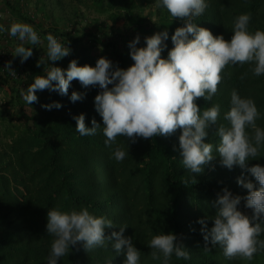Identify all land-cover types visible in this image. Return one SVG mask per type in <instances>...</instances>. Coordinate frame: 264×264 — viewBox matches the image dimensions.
<instances>
[{
    "label": "trees",
    "instance_id": "16d2710c",
    "mask_svg": "<svg viewBox=\"0 0 264 264\" xmlns=\"http://www.w3.org/2000/svg\"><path fill=\"white\" fill-rule=\"evenodd\" d=\"M0 24L13 22L31 24L38 31L39 44L33 55L21 63L13 56L21 43L17 38L0 34V264H47L52 237L47 233V212L51 208L62 211L88 207L97 216H106L114 223L105 234L127 226L126 237H132L141 250V264H162L152 259L149 241L154 235L174 232L178 243L191 254L184 260L173 254L170 264H264V248L252 260L226 258L219 245L208 244L197 221L216 214L214 201L227 187L233 194L246 196L248 189L237 183L242 173L253 179L240 166L228 169L221 166L219 156L203 166L201 173H191L183 167L177 129L171 135L131 139L118 136L111 147L104 143L101 130L95 135L81 136L76 131L75 115L86 114V125L92 119L103 125L94 106L98 86L84 87L74 79L68 95L56 91L38 90V102L28 104L21 95L43 75L40 64L47 59L49 33L70 47V55L48 64L66 69L77 59L79 65L95 66L100 57L127 68L134 63L129 41L140 36L138 47L146 46L144 37L167 30L161 55L167 57L173 47L171 35L183 26L180 18H172L156 0H0ZM250 13L249 31L264 30V0H208L205 12L193 22L223 35L230 40L235 17ZM11 61V69L6 66ZM252 63L227 65L212 101L203 97L196 102L201 110L215 103L221 105L218 124H227L224 113L230 109L231 93L235 89L242 97L256 102L261 117L256 123L264 127V75L252 73ZM247 73V75H244ZM243 76V78H241ZM111 87V85H109ZM77 91L82 99L72 102L71 93ZM59 101V109L42 105ZM217 125H211L207 142L220 143L215 135ZM250 134L253 130H247ZM117 146L128 155L122 161L113 158ZM248 165H264V146ZM240 208L248 215L251 209ZM209 227L213 221L207 219ZM259 239L264 240V233ZM125 256L111 246L97 247L90 252L82 245L73 246L58 264H123Z\"/></svg>",
    "mask_w": 264,
    "mask_h": 264
},
{
    "label": "clouds",
    "instance_id": "9594fccd",
    "mask_svg": "<svg viewBox=\"0 0 264 264\" xmlns=\"http://www.w3.org/2000/svg\"><path fill=\"white\" fill-rule=\"evenodd\" d=\"M156 4L167 9L173 19L184 21L183 26L177 27L171 35L174 46L168 50L166 58L161 55L169 38L168 31L164 30L144 37L146 46H137L141 39L139 35L129 41L134 63L127 68L100 57L95 66L79 65L77 59H73L64 69L47 62L63 59L70 55L71 49L49 33L46 37L47 59L41 57L38 61V66H49L45 67L43 75L35 76L26 90H21V95L30 105L38 102V90L68 95L71 82L78 79L84 87L101 89L94 97V106L103 121L101 127L93 118V126L88 127L86 114L75 115L76 131L81 136H92L101 130L106 137L104 143L111 147L118 136L135 142L137 138L171 135L180 129L181 162L191 173H201L203 166L217 155L221 166L228 169L240 166L254 177V180L249 179L243 173L237 177V183L248 189L246 196L233 194L225 187L214 201L216 214L197 222L202 225L200 231L205 251H210V243L219 245L226 258L252 260L255 253L264 248V240L259 239L264 233V165H248L264 146V127L256 123L261 113L254 99L242 97L234 89L230 109L224 113L227 124H218L221 105L215 103L201 110L196 100L203 97L212 101L223 78L222 70L229 64L251 62L253 75H264V30L249 31L251 14L242 13L235 17L233 35L226 40L222 34L213 35L211 30L193 22L205 12L208 0H156ZM3 32L21 42L13 52V56L20 57L21 63L33 55V47L25 45L35 46L41 41L38 31L25 22H13L8 27L0 24V33ZM10 65L11 61L6 67L11 69ZM12 72L15 74L14 70ZM70 99L76 102L82 99V94L73 91ZM42 106L51 110L63 105L53 101ZM214 124L217 125L215 135L220 138L216 154L213 144L206 140L210 126ZM249 128L253 133L247 131ZM112 155L116 161H122L128 152L117 146ZM242 200L244 207L252 210L251 215L241 210ZM207 219L213 221L211 227ZM113 226L111 219L93 214L88 207L68 211L49 209L46 229L52 241L47 264H58L73 246L82 245L90 252L97 247H106L108 242L117 254L125 256L123 264H141V250L135 246L132 237L124 235L127 226H120L119 231L106 236L105 229ZM177 241L174 232L162 231L154 235L149 241L152 259L162 261V264H170L173 254L184 260L191 259L190 252Z\"/></svg>",
    "mask_w": 264,
    "mask_h": 264
},
{
    "label": "built area",
    "instance_id": "2783aa9c",
    "mask_svg": "<svg viewBox=\"0 0 264 264\" xmlns=\"http://www.w3.org/2000/svg\"><path fill=\"white\" fill-rule=\"evenodd\" d=\"M2 17V13H0V18ZM0 34H3V33H0ZM4 36H8V38H13L11 35H7V34H5Z\"/></svg>",
    "mask_w": 264,
    "mask_h": 264
},
{
    "label": "rangeland",
    "instance_id": "374dc122",
    "mask_svg": "<svg viewBox=\"0 0 264 264\" xmlns=\"http://www.w3.org/2000/svg\"><path fill=\"white\" fill-rule=\"evenodd\" d=\"M1 18H4V17H1Z\"/></svg>",
    "mask_w": 264,
    "mask_h": 264
}]
</instances>
